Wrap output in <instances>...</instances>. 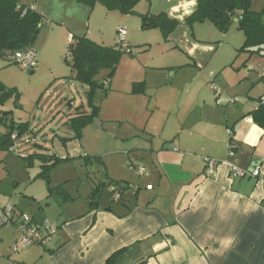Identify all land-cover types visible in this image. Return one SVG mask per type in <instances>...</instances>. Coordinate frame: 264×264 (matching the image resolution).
Instances as JSON below:
<instances>
[{
	"label": "crops",
	"instance_id": "crops-1",
	"mask_svg": "<svg viewBox=\"0 0 264 264\" xmlns=\"http://www.w3.org/2000/svg\"><path fill=\"white\" fill-rule=\"evenodd\" d=\"M29 1V7L43 20L60 17L65 37H89V8L73 0ZM147 2L148 13H164L179 23L177 33L171 35L185 51L186 62L165 82L127 80L128 84L118 90L110 80L106 97L125 95L141 102L146 114L150 111L149 118L164 112L173 120L169 128L163 120L162 129L149 128L146 123L142 130L130 133L136 143L128 144L123 152L108 153H123L124 159L146 166L148 175H138L136 185L127 187L134 200L124 198L126 190L117 192L115 200V192L110 191L109 204L102 192L90 206L73 211L74 199L65 194L62 203L69 202L70 207L65 206L57 223L43 220L56 228L51 241L42 249L20 250L17 264H105L118 251L115 264H264V130L247 116L257 108V99L264 97V64L249 67L251 57L247 56L241 65L247 73L238 79L243 81H226V71L235 70L239 75L242 70L227 63L214 66L211 62L220 48L200 45L195 37L190 40L184 29L196 3ZM143 68L153 70L152 75L161 69ZM186 70L204 72L195 73L193 78L177 77ZM138 83L143 84V91L132 94L133 85ZM236 86H242V95L234 93ZM147 89L153 90L148 93ZM165 89L170 90L164 93L170 100L156 95ZM229 144L235 147L232 155ZM99 157L106 169L105 159ZM205 159L217 163L211 174L206 171ZM232 167L245 175L233 176ZM253 167L259 169L260 177L248 174ZM108 181L123 184L122 178ZM7 228L0 229V245ZM17 240L16 234L10 245Z\"/></svg>",
	"mask_w": 264,
	"mask_h": 264
},
{
	"label": "rangeland",
	"instance_id": "rangeland-1",
	"mask_svg": "<svg viewBox=\"0 0 264 264\" xmlns=\"http://www.w3.org/2000/svg\"><path fill=\"white\" fill-rule=\"evenodd\" d=\"M18 1L21 5L30 6L29 0ZM255 4V8H258L259 2ZM148 8L147 0H140L133 15L107 11L99 4L90 9L92 12L87 27L89 26L90 33L88 38L93 42L104 47H116L117 27L126 31V44L134 56L123 54L110 79L115 81L118 90L128 84L127 80L141 81L146 78L150 82H165L166 78L173 77L176 71H181L183 67H177L186 62L185 51L173 38L177 33L175 30L172 33L174 35H170L166 41L159 29L140 28L139 15H151ZM55 18L56 16L52 15V19L56 21H42V28L34 44L37 53L36 66L32 71H26L23 65L16 64L11 59L0 58V83L5 88L17 92L16 95L12 92L0 104V111L9 112L15 124L26 123L29 129V132L21 137H17L15 132L10 148H0V203L16 206L36 222L46 219L53 224L57 223L65 206L70 205L69 202H65V205L62 203L65 194L74 199L72 202L75 204L71 210L77 211L78 207L90 206L95 200L90 197V193L96 185L106 186L103 200L110 204L109 194L113 190L109 187L110 178H122L121 182L129 188L135 186L138 174L130 165L133 168H143L145 173L148 168L143 164L137 166L133 160L124 159L123 153H108L123 152L128 144L136 143L137 140L131 139L129 135L132 131L142 130L146 123L149 128L162 129L163 120L167 121V128L173 121L164 112H156L149 118L150 111L146 114L141 102L136 99H129L120 94L103 97L104 91L97 88L93 105L99 107L98 114L92 116L91 121L81 129L77 137L71 127V119L81 114H92L87 94L90 88L73 80L66 64V60H70L67 54L70 39L64 36L67 31L59 24L60 17ZM186 27L184 29L190 40L195 37L200 45L220 48L219 54L211 62L214 66L227 63L242 70L239 75H236L235 70L226 71L223 74L226 81L235 78L238 82L242 73H247V68L241 66L247 54L237 53V49L243 44L244 36L237 30L235 22L226 33L217 31L210 22L196 24L192 29ZM166 49L169 52H166ZM248 64L249 67H261L264 58L255 54L251 56ZM144 65L161 69L154 70L158 73L152 75L150 72L153 70L144 69ZM200 72L204 71L186 70L179 72L177 77L193 78L195 73ZM107 76L108 71L102 70L97 80L103 82ZM109 84L110 81L105 86L108 93ZM241 88L242 86H236L234 93L242 95L239 93ZM152 90L147 89V92ZM169 91L160 90L156 95L162 100H170L168 95H164L169 94ZM210 96L214 99L212 92ZM5 131L6 129L0 126V133ZM33 155H54L58 158L57 164L48 174V179L39 176L43 161L32 158ZM99 156L105 159L106 169H102L98 164V159H101ZM27 157L30 159L26 160ZM111 163H114L113 167H110ZM113 195L114 198L117 195L119 198L118 193ZM134 196V193L126 189L124 198L134 200ZM13 233L11 227L4 231V243L0 245V264H17V257L22 254L12 252L10 242H14L16 235Z\"/></svg>",
	"mask_w": 264,
	"mask_h": 264
},
{
	"label": "trees",
	"instance_id": "trees-1",
	"mask_svg": "<svg viewBox=\"0 0 264 264\" xmlns=\"http://www.w3.org/2000/svg\"><path fill=\"white\" fill-rule=\"evenodd\" d=\"M76 4L84 5L89 9L99 4L107 11H117L122 15L135 14V7L140 0H73ZM255 2H259V9L255 8ZM140 28L142 30L159 29L164 39L167 41L173 31L177 28L178 22L169 19L166 14L157 15H139ZM42 16L31 7L21 5L18 0H0V58L13 60L17 54H26L34 52L35 42L42 28ZM210 22L217 31L226 33L233 22L236 23L238 31L242 32L244 41L237 50L238 54H247L251 57L255 54L264 53V0H198L195 10L185 19V25L191 28L194 24ZM69 61L66 60L73 80L81 85L88 86V102L92 109V114L78 115L71 119V127L75 135L79 137L81 129L91 121L92 116L98 114L99 107L93 105L94 92L97 88L104 91L106 95V84L112 78L117 69L119 61L123 54H131L129 50H121L117 47H104L99 45L86 36H73L67 48ZM245 65V62L242 66ZM102 70L108 71V76L103 82L97 80ZM143 91V84H134L132 94H138ZM16 95L14 89H7L0 83V104L11 95ZM264 97L257 99V108L247 116L259 128L264 130ZM0 126L6 129L0 133V148H10L12 146V136L17 132V137L29 132L28 126L24 124H15L9 112L0 111ZM38 158L43 161L39 176L48 179L50 170L57 164L58 158L54 155H33L32 158ZM28 158V159H27ZM29 160L30 157H27ZM98 164L104 169L102 160L98 159ZM106 175V174H105ZM106 186L96 185L90 194L91 198L96 199L105 190ZM109 187L113 190L125 191L127 184L109 181ZM120 251L112 254L105 264H115Z\"/></svg>",
	"mask_w": 264,
	"mask_h": 264
},
{
	"label": "built area",
	"instance_id": "built-area-1",
	"mask_svg": "<svg viewBox=\"0 0 264 264\" xmlns=\"http://www.w3.org/2000/svg\"><path fill=\"white\" fill-rule=\"evenodd\" d=\"M116 45L121 50H128L126 44V31L122 27L117 29ZM15 59L17 63L23 65L24 69L28 72L32 71L36 66V54L34 52L17 54ZM212 89L215 96H219L220 93L215 85H212ZM234 148L235 147L232 144H229V155L233 154ZM204 161L206 164V171L211 174L217 163L211 159H205ZM130 168L133 171H136L138 175H148L143 168H133L131 165ZM230 172L235 177H243L245 175L244 172L239 171L234 167L230 169ZM248 174L255 178L262 175L257 167H253ZM117 199L118 196L115 197V200ZM3 227H11L18 236V240L12 247L13 253H18L20 250H25L31 247L42 249L51 241L56 232V228L49 222H36L33 218L19 211L15 206L0 203V229Z\"/></svg>",
	"mask_w": 264,
	"mask_h": 264
},
{
	"label": "clouds",
	"instance_id": "clouds-1",
	"mask_svg": "<svg viewBox=\"0 0 264 264\" xmlns=\"http://www.w3.org/2000/svg\"><path fill=\"white\" fill-rule=\"evenodd\" d=\"M189 2H190L191 5H195L196 0H189ZM186 14H188V13H186Z\"/></svg>",
	"mask_w": 264,
	"mask_h": 264
},
{
	"label": "water",
	"instance_id": "water-1",
	"mask_svg": "<svg viewBox=\"0 0 264 264\" xmlns=\"http://www.w3.org/2000/svg\"><path fill=\"white\" fill-rule=\"evenodd\" d=\"M131 188H133V187H131ZM124 188L123 187H121V188H119V191H122ZM112 192H115V193H117L118 191L117 190H112Z\"/></svg>",
	"mask_w": 264,
	"mask_h": 264
}]
</instances>
